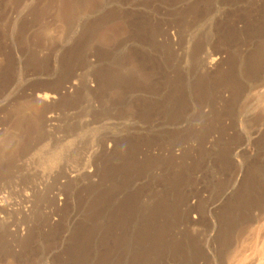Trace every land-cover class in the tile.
Returning a JSON list of instances; mask_svg holds the SVG:
<instances>
[{"label": "rangeland", "instance_id": "374dc122", "mask_svg": "<svg viewBox=\"0 0 264 264\" xmlns=\"http://www.w3.org/2000/svg\"><path fill=\"white\" fill-rule=\"evenodd\" d=\"M1 199L0 264H264V0H0Z\"/></svg>", "mask_w": 264, "mask_h": 264}, {"label": "bare ground", "instance_id": "6f19581e", "mask_svg": "<svg viewBox=\"0 0 264 264\" xmlns=\"http://www.w3.org/2000/svg\"><path fill=\"white\" fill-rule=\"evenodd\" d=\"M216 62H217L216 58L210 59V61L207 63V65L205 64L204 68L210 69V68H212L215 65ZM74 87H75V84L72 82L69 88H74ZM36 97L39 100L50 101V102H54L57 99V95L51 94V93H46V92L45 93H39V94L36 95ZM53 119H54L53 115H50V114L49 115H45L44 119H43V125H45L46 127L50 126V124L53 121ZM65 177L66 178L69 177V174H65ZM25 199H26L25 201L28 202V199L27 198H25ZM5 208H6L5 203L1 199L0 200V210H4Z\"/></svg>", "mask_w": 264, "mask_h": 264}]
</instances>
